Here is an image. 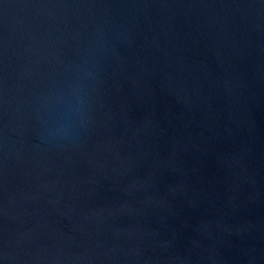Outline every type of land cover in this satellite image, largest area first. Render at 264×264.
Returning a JSON list of instances; mask_svg holds the SVG:
<instances>
[{
  "label": "water",
  "instance_id": "1",
  "mask_svg": "<svg viewBox=\"0 0 264 264\" xmlns=\"http://www.w3.org/2000/svg\"><path fill=\"white\" fill-rule=\"evenodd\" d=\"M0 264H264V0H0Z\"/></svg>",
  "mask_w": 264,
  "mask_h": 264
}]
</instances>
